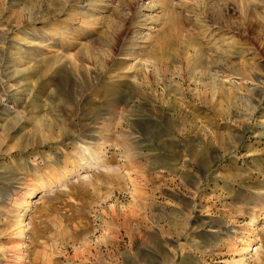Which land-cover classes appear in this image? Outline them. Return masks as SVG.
<instances>
[{
  "label": "rangeland",
  "instance_id": "374dc122",
  "mask_svg": "<svg viewBox=\"0 0 264 264\" xmlns=\"http://www.w3.org/2000/svg\"><path fill=\"white\" fill-rule=\"evenodd\" d=\"M0 264H264V0H0Z\"/></svg>",
  "mask_w": 264,
  "mask_h": 264
}]
</instances>
